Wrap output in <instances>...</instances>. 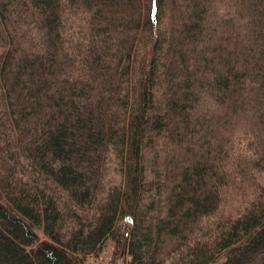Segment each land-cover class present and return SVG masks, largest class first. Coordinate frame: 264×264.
Segmentation results:
<instances>
[{
  "label": "trees",
  "instance_id": "1",
  "mask_svg": "<svg viewBox=\"0 0 264 264\" xmlns=\"http://www.w3.org/2000/svg\"><path fill=\"white\" fill-rule=\"evenodd\" d=\"M263 174L264 0H0V264H264Z\"/></svg>",
  "mask_w": 264,
  "mask_h": 264
},
{
  "label": "rangeland",
  "instance_id": "2",
  "mask_svg": "<svg viewBox=\"0 0 264 264\" xmlns=\"http://www.w3.org/2000/svg\"><path fill=\"white\" fill-rule=\"evenodd\" d=\"M264 175V174H263ZM39 236L42 233L38 231ZM113 241L107 239L105 246L97 254H89L84 258V264H127L129 257L127 255L116 254L113 250Z\"/></svg>",
  "mask_w": 264,
  "mask_h": 264
}]
</instances>
